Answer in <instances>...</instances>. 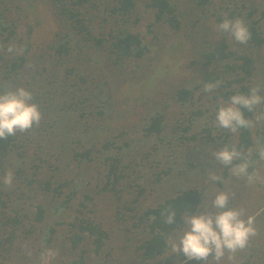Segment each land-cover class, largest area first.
Here are the masks:
<instances>
[{"label": "trees", "instance_id": "1", "mask_svg": "<svg viewBox=\"0 0 264 264\" xmlns=\"http://www.w3.org/2000/svg\"><path fill=\"white\" fill-rule=\"evenodd\" d=\"M27 1L29 5L32 3ZM35 1L50 10L57 29H51L50 32H55L54 37L41 44L43 53L28 56L34 48L30 41L33 25L27 27L24 48L20 52L13 48L14 51L9 53L7 49L13 47L18 30L13 13L26 17L27 10H33V7L7 6V0H0V92L25 85L23 88L32 93L34 101L41 95L43 105L37 104L42 116L38 126L0 139V264H14L17 258L12 253L18 250V242L24 246L26 243L37 246L39 258L45 249L52 250L57 246L62 251L61 248H65V252L81 251L79 262L75 263L87 264L91 253L100 259L103 253L107 254L105 248L112 234L97 217L100 209L97 213L95 196L114 200L112 192L121 198V193L126 190L136 193L120 211L118 219L135 220L131 223L134 233L145 235L139 239L136 248L142 264L170 261L174 255L165 258L170 253L167 237L184 227L183 213L191 214L202 203H207L204 193L208 188L216 185L220 190L228 191L224 181H228L232 192L254 188L246 179L233 177L229 168L215 162L205 149L219 151L234 140L240 150L247 151L255 148L257 136H264V130L241 129L239 133L231 134L214 126L221 102L238 93L247 95L250 88L255 87L252 86L258 68L255 53L264 46V12L260 11L256 0H196L193 11L180 5L181 0ZM141 2L150 10V17L152 15L146 32L151 36L150 41L140 32L133 31L142 19L137 11ZM209 9L212 14H208ZM212 17L216 25L225 18L242 19L250 32L249 41L243 45L229 44V35L222 32L221 39L209 40L207 21ZM186 51L200 71L201 77L196 82V77L173 78L185 61ZM154 54L159 57L152 58ZM168 57L176 60L175 63L165 61L170 70L162 71L163 75L156 77L149 91L150 76L160 70L159 65L153 66L151 62L160 64ZM146 58L150 61L144 60ZM47 63L51 66L47 67ZM131 63L138 68L135 85H126L122 81L123 85L116 91L108 78H116L118 72L114 68L122 70L119 78L123 77L125 68ZM103 67L109 74L107 77L96 72ZM216 82L217 87L212 93L202 91L204 84ZM159 84H165L166 88L161 91ZM260 86L264 88V83ZM35 90H38L36 95L33 94ZM197 92L202 96L196 98ZM151 93L156 94L157 99L151 98ZM143 98H148L141 105L147 108V113L139 116L141 124L138 127L119 130L116 122L113 127L110 120L117 116L113 115L117 100L125 103L134 99L137 103ZM172 103L180 111L179 117L170 123L166 109ZM245 117L253 119L254 114L245 110ZM136 133H141L144 138L135 137ZM56 137L61 144H66L58 148L60 153L52 146V138ZM27 148H34L36 154H30ZM165 148H169V152ZM54 152L62 158L60 165L50 168ZM253 160L249 171L257 172L259 179L254 184L261 187L264 171L260 173V169L264 170V162H255L259 160L255 151ZM70 163L75 166L64 173L71 171L73 178H64L63 169ZM91 167L105 175L101 189L85 187L89 182L80 169L84 168L88 173ZM7 168H16L19 181L25 185L18 186L13 192L5 187L1 177L6 175ZM208 171L221 176L222 181L203 185L202 182L209 179ZM132 175L135 179L131 181ZM184 179L193 181L184 182ZM148 191L158 193L159 201L154 207L142 209L140 199ZM240 193L242 196L243 192ZM237 198L235 194L229 199V208H233ZM87 203L92 207L88 209ZM165 208L177 211L176 225L163 222L161 213ZM263 214L264 211L255 217L258 241L264 231L256 227V222ZM65 217L72 221L67 223ZM151 217L155 220H150ZM63 226L66 229L59 231L58 228ZM125 230L131 232L128 227ZM257 240L249 242L257 245ZM250 245L245 248L248 258L244 264H264L263 249L259 250L261 256L253 258L254 254L247 251L252 248ZM110 254L108 252L107 257ZM178 259L185 260L183 256ZM26 260L29 264L41 262ZM188 264L204 262L194 260Z\"/></svg>", "mask_w": 264, "mask_h": 264}, {"label": "rangeland", "instance_id": "2", "mask_svg": "<svg viewBox=\"0 0 264 264\" xmlns=\"http://www.w3.org/2000/svg\"><path fill=\"white\" fill-rule=\"evenodd\" d=\"M32 3L30 2V5L33 7V10L28 9L27 10V14L28 16L26 17H19L16 13H13V15L16 17V25L18 27L17 30V35H16V39L13 45V48L17 50V52L21 51V48H24V37H26L27 35V27L28 25H33L34 26V33L31 36V42L33 43V50L31 53H28V56H30L31 54H37V56L41 53H43V46L41 44H43L45 41L51 40V37H54L55 32H50V30L52 29L53 31H55V29H57L55 27V20L52 17V13L50 12V10L45 9L43 4H41L39 1H35V0H31ZM29 1L27 0H7V6L10 5H21L24 6V8L26 6H30ZM196 3V0H181L179 2L180 5L184 6L186 8V10H191L193 11L194 9V4ZM256 4L259 6V9L261 12H264V0H256ZM138 13L141 16V22L134 26L133 31L135 32H140L141 36L147 38L150 41L151 36H147L146 32L148 30V26L151 23V18L152 15L150 17V10L147 9L145 7L144 2L139 3L138 6ZM208 12V11H207ZM212 10L209 9V13L208 14H212L211 13ZM19 13V12H18ZM19 17V18H18ZM49 17V18H48ZM207 37L209 38V40L215 39V40H219L222 38L221 36V32H218L216 30L217 25L215 24V18L212 17L210 19H208L207 21ZM262 33L264 36V22L262 25ZM170 36V35H169ZM228 39V43L229 44H234L235 40L233 38H231L230 36H227ZM23 39V40H22ZM181 43V40H177V42ZM188 47V46H187ZM255 53V57L257 59V70L255 71L253 80H252V86H257V85H261L262 83H264V46L258 50L256 49ZM186 55L185 57V61L179 65L180 69L177 71L176 75L174 74L173 78L175 79H180V80H184L185 78H191V77H196L197 79L195 80L198 81L199 77H201L200 75V71L198 70V65H193L192 61H193V57L189 55V53L186 51L184 53ZM258 54V55H257ZM9 57V56H8ZM159 57L158 54H154V56L152 58H156ZM147 62H149V58L144 59ZM165 61L167 64H173L175 63L176 60L171 59L170 57L165 58L162 62H160V64L156 63L153 64L151 62V64L153 66H160V70H158L156 72V74H152L149 78V82L147 84V86H150L149 91H151V89L153 88V84L156 80L157 76H161L163 75V72H168L170 70V67L165 64ZM41 62V60H40ZM144 64V63H141ZM47 67H50L51 64L47 63L46 64ZM136 64L135 63H131L129 64L125 70H126V74L119 78L122 70L118 69V68H114V70L117 69V76L116 78H108L109 81H111V83L113 84L114 88L116 91H118L117 89L119 87H121L123 85L122 81H125L126 85H128L129 83H131V86L135 85V80H136V73L138 71V68H136ZM104 69H106L105 67L99 70H97L96 72H100L102 77H107L109 74L105 73ZM46 76V75H45ZM42 83H44V80L41 78L40 79ZM12 86V85H11ZM25 85H21V87H23ZM161 91H163L166 88V85L163 84L161 86V84H159ZM36 91L35 90L33 92L34 95H36ZM165 95V93H164ZM39 99L36 101H32L35 104L40 105L41 107H43V105L41 104V95H38ZM117 96V93H116ZM202 96L201 92H197L195 94V97H199ZM206 96V94L204 95ZM150 97L157 99L156 94L151 93ZM148 99V98H147ZM146 98H143L141 102H135L134 99L132 100H126L125 103H122L121 101L115 102L116 105V109L114 110V116L116 118L113 120H110L111 124L114 127V123H117V128L119 130L121 129H126V130H132L136 127H138L141 124V121L138 120L139 116H144L147 113V108L141 105H144L146 103ZM162 100V99H161ZM208 102V101H207ZM179 109L177 107L176 104L171 105L170 108L166 109V113L169 114V118H170V123H173L176 120V117H179ZM255 130V129H254ZM257 131V130H255ZM59 135V133H58ZM57 135V136H58ZM106 136H108V134H106ZM135 137H139L141 140L144 138V135H142L141 133H136L134 134ZM134 136H131V138H134ZM56 139V140H55ZM58 137L56 138H52V146L55 147L56 152H61L58 148H60L61 146H66V144H61L58 140ZM154 138H152V142L154 143ZM69 147V146H68ZM28 152L30 151V154H36V150L34 148H27ZM169 148H165L164 150L166 152L168 151ZM56 152H54V156L53 158L50 159V163L52 164L50 166V168H54L55 166H58V164L60 165L61 162V158L58 157V154H56ZM40 153H38L39 156ZM7 165H4V168H6ZM74 163H70V166H68L67 168L63 169V177L68 179L73 178V175H71V171L70 173H64L66 171L72 170L74 167ZM179 168V167H178ZM67 169V170H65ZM79 170V169H78ZM78 170H75L78 171ZM11 171L13 173V181L11 186H6L8 189L10 188V190H12L11 192H13V190H16V188H18V186L20 185H25L22 184L19 181V177L17 175V173L15 171V169H9L7 168V171ZM264 170L260 169V173H263ZM80 173H84L86 175L85 180L87 182H89L88 186H85L86 189H94V188H102V185L104 184L105 181V175L104 174H99L97 171L95 172L94 169L91 167V171L86 173L84 168L80 169ZM31 174V173H30ZM187 174H191V172H187ZM185 175V176H189V175ZM71 175V176H70ZM4 177H1V180H3ZM135 179V175L131 176V181ZM192 179V178H191ZM186 180V179H184ZM189 180V179H187ZM184 181V182H192L193 180H189V181ZM211 182V180L207 179L205 180L203 183V185H209V183ZM260 183H261V177H260ZM224 184L228 190V192L236 195H238L237 198V202L233 204V208L238 207L239 210L244 214V218H247L248 216H258L262 211H264V173H263V178H262V186H257L255 184H253L254 188H250V187H246L245 189L241 190L243 192V195H241V191L239 192H232L233 188L229 186L228 181H224ZM237 185V184H235ZM260 187V188H259ZM216 190H220L216 185L213 187H210L207 189V192L209 195H212ZM133 193H136L135 190H132ZM113 196H114V200H106L105 198H102L101 195H96L95 196V201L96 203H98V208L97 213L99 211V215L97 216L100 220H102L104 222V227L106 229H108L111 234H112V238L109 242V244H107L105 250L108 252H111V254L109 255V257H107V254L103 253L100 259H97L93 254L91 253L89 258L87 259V264H95L98 262H101L103 264H142L141 259H140V254L139 251L136 250V248L138 247L139 243V239H143V237L145 235H140L139 233H134L133 231V226L131 225V223H134L135 220L133 219H129V218H122V219H118V216L120 217V211H123L126 207V205H128V202H131V199L133 198V193L128 192V190L124 191L123 193H121L122 196H120L121 198H119L114 192ZM157 194V195H156ZM232 196V197H234ZM230 197V198H232ZM214 198V197H212ZM40 199V198H39ZM209 200L207 198L206 202L209 203ZM159 199H158V193H153L151 191H148L146 194H144L141 199V208L145 209V208H151L157 205ZM86 205H88V209L90 207H92L91 203H87ZM120 206V207H119ZM127 212V211H126ZM264 215V214H263ZM261 215V217L257 218L258 221L256 222V227L258 229H263L264 231V219H260V218H264V216ZM263 216V217H262ZM64 220L69 223L72 220L70 219V217H65ZM128 227L129 229H131V232L127 233L125 228ZM66 227H60L58 228L59 231H63L65 230ZM133 232V233H132ZM257 232H259L257 230ZM264 233V232H263ZM260 236L257 234L256 236L252 237L251 239L257 240ZM250 239V240H251ZM258 241V240H257ZM18 244L20 246H18V250L14 251L13 257L17 258L18 262H16L17 260H14V264H29L27 263V259H29L31 262L33 260L37 261L40 260L39 258V253L36 249L37 246H35L32 243H26L25 246L23 243H19ZM250 247H252L251 249H248V253L249 254H254L253 258H258V256H261V253L259 254V250L263 249L264 251V234L261 235L260 240L258 241L257 245H255L252 242H249ZM248 244V245H249ZM22 246L24 248H22ZM91 248V247H90ZM88 248V249H90ZM254 248V249H253ZM31 249V250H28ZM64 251L60 250L57 246H55V248L52 249V251H54L56 253L55 256V261L53 264H80V263H75L74 261H77V259H80V255L82 254L81 251H77V252H65V248H61ZM137 251V252H136ZM64 253H66L64 255ZM174 255L170 261L161 263V264H170L171 262L175 261L173 264H188L191 261H187L185 260H179L178 257L183 256L182 254L180 255H176V254H172L171 252L167 255H165L166 257L172 256ZM263 257V261H264V255H262ZM248 258V256L246 255V250H242L239 251L235 254V258L234 260L230 261L227 258H225L224 260H222L220 262V264H244L245 260ZM253 258L251 260H253ZM107 260H109L110 262H108ZM162 260V259H161ZM106 261L108 263H106ZM194 261V260H192ZM79 262V261H77ZM13 263V262H12ZM215 263V262H214ZM250 263V262H249ZM35 264H41V262H36ZM52 264V261H51ZM148 264H156L155 262H150Z\"/></svg>", "mask_w": 264, "mask_h": 264}, {"label": "clouds", "instance_id": "3", "mask_svg": "<svg viewBox=\"0 0 264 264\" xmlns=\"http://www.w3.org/2000/svg\"><path fill=\"white\" fill-rule=\"evenodd\" d=\"M218 32L227 33L238 44H246L250 39V32L242 19L230 20L225 18L216 27ZM7 51H14L9 46ZM217 87L216 83L204 84L202 91L212 93ZM264 91L260 85L250 88L249 93L232 95L228 101L221 102L215 114L214 126L219 129H226L231 134H237L241 129L245 130H264ZM33 101V95L23 87L15 90L0 92V139H7L9 136L16 135L17 132L25 133L34 126H38L41 121L39 106ZM245 110L253 113V119L245 117ZM203 124V121L200 122ZM211 153L213 160L224 168H229L233 177L244 178L249 184H254L258 179L257 172L249 171L253 167V152L259 160L264 162V136H257L255 148L242 151L232 140L230 145H226L219 151L205 149ZM209 173V180L216 182L222 181L219 175ZM13 173L8 171L3 178L6 186H11ZM205 197L211 203H202L200 208L189 214L183 213L181 220L184 227L167 237L166 243L172 254L180 255L187 261H203L204 264H220L227 258L232 261L235 254L244 250L252 237L257 235L255 228V217L248 216L236 208H229L230 197L234 194L225 190H216L212 195L207 191ZM214 197V199H212ZM164 223L176 225L177 211L165 208L161 213ZM150 220H155L151 217ZM56 253L51 249H45L40 256L41 264H51L55 259Z\"/></svg>", "mask_w": 264, "mask_h": 264}]
</instances>
